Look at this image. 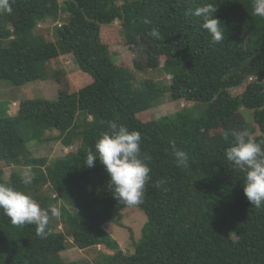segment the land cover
<instances>
[{
  "label": "trees",
  "instance_id": "16d2710c",
  "mask_svg": "<svg viewBox=\"0 0 264 264\" xmlns=\"http://www.w3.org/2000/svg\"><path fill=\"white\" fill-rule=\"evenodd\" d=\"M205 2L217 7L224 26L220 43L191 14ZM10 6L11 13L0 11V83L45 81L48 63L68 55L92 81L74 92L64 82L56 97L22 100L14 114L13 96L0 97V183L61 210L50 215L43 238L35 225H14L0 210V264H83L61 253L99 244L112 252H98L97 264H264V207L244 195L245 173L225 157L233 138L222 135L258 129L252 136L264 141V19L252 14V0H10ZM48 21L55 22L51 36L41 26ZM113 22L133 53V70L119 66L101 40V28ZM152 29L159 38L149 35ZM159 68L170 84L138 79L136 71ZM59 71L54 80L61 85ZM237 88L242 92L234 95ZM164 97L191 104L149 121L136 116ZM108 121L140 132L151 169L135 205L146 221L130 254L103 226L121 225L122 211L132 206L114 198L99 160L84 165ZM52 138L79 144L61 156L35 153ZM173 142L187 153L188 166H176ZM2 163L12 168L7 178ZM17 167L30 168V185ZM59 222L64 230L56 229Z\"/></svg>",
  "mask_w": 264,
  "mask_h": 264
},
{
  "label": "clouds",
  "instance_id": "9594fccd",
  "mask_svg": "<svg viewBox=\"0 0 264 264\" xmlns=\"http://www.w3.org/2000/svg\"><path fill=\"white\" fill-rule=\"evenodd\" d=\"M0 11L11 13L10 0H0ZM216 12L214 4L205 2L191 14L202 18L201 27L210 34L211 41L220 43L225 39V29ZM252 14L264 19V0H252ZM149 35L159 38L156 29H152ZM108 128L109 131L103 132L95 141L94 150L88 149L84 165L91 168L99 160L108 174V184L114 198L129 206L139 205L143 201L151 171L146 158L141 156V134L115 121H108ZM222 135L225 140L229 135L233 138L234 142L225 150V157L245 173L244 195L252 206L264 207V141L258 142L246 129H233ZM172 149L176 166H188L187 153L178 149L174 142ZM22 183H32V176L28 172L23 174ZM161 183L163 181H157V186ZM0 210L14 225H35L36 235L42 238L48 235L46 229L50 215H61L59 208H43L30 194L9 183H0Z\"/></svg>",
  "mask_w": 264,
  "mask_h": 264
},
{
  "label": "rangeland",
  "instance_id": "374dc122",
  "mask_svg": "<svg viewBox=\"0 0 264 264\" xmlns=\"http://www.w3.org/2000/svg\"><path fill=\"white\" fill-rule=\"evenodd\" d=\"M51 21L44 22L41 26H47L48 29L43 30L47 36L50 35L52 30V25L55 22H58V25H62L63 21ZM50 23V24H48ZM105 27L101 28V40L106 43L109 47L110 53L114 56L116 63L127 69L133 70V53L130 51L128 46L123 42L119 32V26L117 22H113L110 25H104ZM50 31V32H49ZM51 36V35H50ZM60 71L58 75L61 79V85L54 80V74L57 70ZM138 79L143 80L145 78H153L154 82L158 86H164L170 84L172 77L167 75L162 69H144L143 71H136ZM48 74L50 75L49 79L45 81L31 82L26 85L13 86L7 84L8 82L3 81L0 83V97L6 96L12 97V101L9 103V113H16L19 103L22 100L27 98H54L57 96L58 89L63 86L64 82L67 85L69 92L77 91L79 88L89 84L92 81V78L89 74L83 72L75 63L72 56H61L57 60L48 63ZM6 82V83H5ZM234 95L240 94L242 91L240 88L231 90ZM191 103H186L180 101L179 104L176 101H173L167 97H164L163 100L153 107L152 109L138 112L136 116L142 121L152 120L156 116H163L165 114H171L175 110L183 108L184 106H189ZM255 128V124L252 123ZM249 132V131H248ZM251 135L253 133L258 134V129H255L249 132ZM49 136H54L57 134L56 130H53L48 133ZM76 144L65 146L60 140L50 139L48 142L40 144L42 147L41 150L35 152L38 155L48 154L49 157L52 156H61L72 150ZM4 177L7 178L10 174L11 167L5 166L3 163ZM24 174L28 172L31 175L29 167H17ZM59 203L55 205L58 206ZM46 208V206H45ZM121 225L115 222H106L103 226L106 229L111 237L116 241L117 248L122 250L124 253L130 254L134 253V242L140 237L141 227L146 221V216L142 213L137 207L132 206L126 208L122 211ZM66 227L60 222L57 224V230H64ZM68 241L71 242L72 238L69 237ZM98 252H103L110 254L112 250L107 249L104 245H97L95 250L93 249H78L75 246H68L66 251L62 252V258L66 261L69 260H78L83 264H97L100 261L101 257H98Z\"/></svg>",
  "mask_w": 264,
  "mask_h": 264
}]
</instances>
